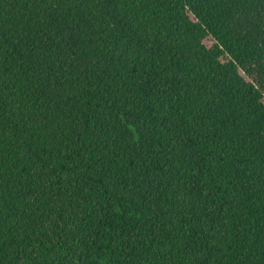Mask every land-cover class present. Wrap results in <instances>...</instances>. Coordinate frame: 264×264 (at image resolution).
Masks as SVG:
<instances>
[{
    "label": "trees",
    "instance_id": "obj_1",
    "mask_svg": "<svg viewBox=\"0 0 264 264\" xmlns=\"http://www.w3.org/2000/svg\"><path fill=\"white\" fill-rule=\"evenodd\" d=\"M0 264H264V0H0Z\"/></svg>",
    "mask_w": 264,
    "mask_h": 264
}]
</instances>
